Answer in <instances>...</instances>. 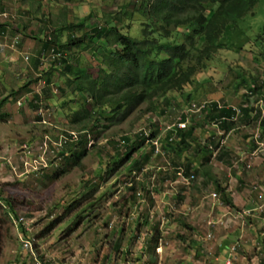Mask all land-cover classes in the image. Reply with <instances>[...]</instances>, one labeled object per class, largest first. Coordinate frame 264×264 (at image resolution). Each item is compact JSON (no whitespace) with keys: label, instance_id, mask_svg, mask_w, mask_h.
<instances>
[{"label":"rangeland","instance_id":"rangeland-1","mask_svg":"<svg viewBox=\"0 0 264 264\" xmlns=\"http://www.w3.org/2000/svg\"><path fill=\"white\" fill-rule=\"evenodd\" d=\"M134 1L0 0V23L12 30L4 25L6 43L18 38L7 51L11 65L3 70L6 57L0 61V264H223L233 245V264L264 259V163L255 162L264 158V40L253 38L264 31V0L182 92L152 100V110L142 103L123 119L94 113L82 130L67 115L88 94L67 84L64 60L79 59L91 75L104 65L91 45L50 53L40 39L60 32L66 41L82 31H59L63 24L88 15L91 24L116 10L127 16L123 30L138 36ZM214 102L235 108L232 130L205 118ZM179 122L186 132L194 127L180 153L172 148L178 138L166 142ZM137 136L149 138L112 170L131 148L124 138ZM63 148L84 152L73 163L70 152L59 154Z\"/></svg>","mask_w":264,"mask_h":264},{"label":"trees","instance_id":"trees-1","mask_svg":"<svg viewBox=\"0 0 264 264\" xmlns=\"http://www.w3.org/2000/svg\"><path fill=\"white\" fill-rule=\"evenodd\" d=\"M258 1L135 0L128 4L142 17L140 21L135 20L138 24L136 28H141L138 36H132L123 30L120 23L125 15L121 13L125 11L116 10L103 13V19L91 21V24L90 15L76 22L63 24L59 31H82L79 36L70 34L66 41H61L60 32L53 33L52 38H41L44 49L54 47L55 50L58 47L57 50L62 51L63 48H84L91 45L97 63L104 65L98 68L96 75H91L86 66L80 65L79 59L65 58L62 72L67 84L74 85L75 91L81 96L88 94L79 103V108L70 110L67 115L69 123L74 126L79 125L84 130L87 121L92 119L94 113L99 116L98 118L106 116L109 119L123 114L121 117L123 119L129 113H126L127 110L131 111L142 103H148L147 109L152 110L155 109L152 100L164 97L172 91L182 92L183 87L193 81L197 67L221 49L224 36L228 37L236 27H241L239 23L246 20L245 16L252 11ZM131 13L132 9L125 14L131 18ZM2 15L6 16V12H2ZM2 24L6 29L8 28L7 24ZM0 30L8 34L4 27ZM174 33L184 35L185 40L178 41L175 36L172 37ZM253 38L262 42L264 31ZM258 47L264 58V46ZM252 89L258 92L259 86L255 85ZM3 101L1 100L0 103L3 104ZM244 110L247 111L246 108H242V111ZM204 112L208 122L211 120L221 124L224 129L232 128L235 110L231 106L214 102L208 105ZM98 118H96L97 122ZM184 119L186 116H183L182 120ZM193 130V126L189 127L188 132L186 129L176 127L168 133L166 142L170 146L172 143L168 138L171 140L174 136L178 138L179 141L175 146L172 145V148L180 153L190 145L187 137ZM172 133L174 135L170 136ZM68 135L71 137V134ZM153 135L154 132L150 136ZM148 138L137 136L134 141L125 137L127 146L131 145V148L125 152L124 157L113 161L111 169L115 170L122 165L123 160L130 158L131 151L144 144ZM79 143H74L73 147ZM83 152L81 150L72 153L71 148H63L59 154L65 156L69 154L73 163H76ZM218 191L225 198L224 188L218 186ZM224 201L229 207L236 208L230 199L225 198ZM8 205L10 207V203Z\"/></svg>","mask_w":264,"mask_h":264},{"label":"built area","instance_id":"built-area-1","mask_svg":"<svg viewBox=\"0 0 264 264\" xmlns=\"http://www.w3.org/2000/svg\"><path fill=\"white\" fill-rule=\"evenodd\" d=\"M7 37H8V34L5 31L0 30V51L5 50V49H9V48L10 49L16 48L17 43H18V38H16V37L13 38L11 40V42L9 43V45H8L6 43ZM54 51H55L54 48H50V53H53ZM24 58H25V60H27L28 56H25ZM205 105H206V103H202L198 108H204ZM233 109H235V108H233ZM178 127L184 128L185 124L182 123V122H179L178 123ZM170 140H171V138H170ZM210 147L212 148L211 145H210ZM191 177H193V175H191ZM208 236L212 237V233H208ZM24 245L25 246H29L30 245V241L29 240H25ZM228 254H229V256L226 257V259L223 262V264H233V259L235 258V246L234 245L231 247L230 252Z\"/></svg>","mask_w":264,"mask_h":264},{"label":"crops","instance_id":"crops-1","mask_svg":"<svg viewBox=\"0 0 264 264\" xmlns=\"http://www.w3.org/2000/svg\"><path fill=\"white\" fill-rule=\"evenodd\" d=\"M0 27H4V25H1ZM7 27H9L8 25H7ZM7 30L10 32V34H12V30H9V28H7ZM7 51H8V49H6V51H1L2 52V55H1V52H0V61L2 60H4V58L3 57H6L5 59H6V65L3 67V70L6 68L7 69V66L8 65H11V61L14 59L13 58V55H11V56H8V54H7ZM4 55V56H3ZM13 58V59H12ZM5 73H6V71H4ZM221 125V124H220ZM232 130V129H231ZM255 162H256V165L258 164V165H260V164H263L264 163V158H262V157H260L259 155L258 156H256L255 157ZM234 217H237V216H235L234 215ZM239 218V217H238ZM258 260L260 261V263H262V264H264V259H259L258 258V256L256 255L255 256V261H256V264H258Z\"/></svg>","mask_w":264,"mask_h":264},{"label":"clouds","instance_id":"clouds-1","mask_svg":"<svg viewBox=\"0 0 264 264\" xmlns=\"http://www.w3.org/2000/svg\"><path fill=\"white\" fill-rule=\"evenodd\" d=\"M209 104V103H208Z\"/></svg>","mask_w":264,"mask_h":264}]
</instances>
